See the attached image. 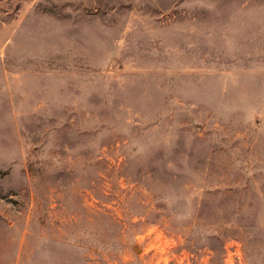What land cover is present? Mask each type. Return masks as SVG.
Wrapping results in <instances>:
<instances>
[{
  "label": "rangeland",
  "instance_id": "374dc122",
  "mask_svg": "<svg viewBox=\"0 0 264 264\" xmlns=\"http://www.w3.org/2000/svg\"><path fill=\"white\" fill-rule=\"evenodd\" d=\"M0 264H264V0H0Z\"/></svg>",
  "mask_w": 264,
  "mask_h": 264
}]
</instances>
